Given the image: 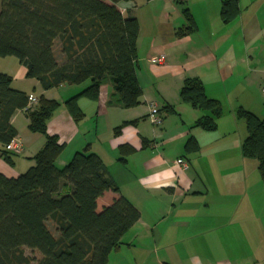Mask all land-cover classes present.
<instances>
[{
  "label": "crops",
  "instance_id": "obj_1",
  "mask_svg": "<svg viewBox=\"0 0 264 264\" xmlns=\"http://www.w3.org/2000/svg\"><path fill=\"white\" fill-rule=\"evenodd\" d=\"M223 1L117 4L123 16L134 17L139 25L135 74L141 97L132 109L119 106L106 78L95 101H77L84 117L74 121L64 103L90 81L43 91L26 78V69L16 59L0 58V73L11 77L12 89L58 103L46 126L47 134L64 146L54 166L63 169L76 153L97 155L119 194L140 213L108 264H261L264 259V186L255 161L241 155L246 130L234 116L242 107L264 120L258 97L264 88V0H237L238 14L227 24L220 18ZM184 10L194 28L176 38L185 25ZM53 52L61 63L57 41ZM154 58L160 61L153 63ZM186 79L200 80L206 96L221 104L215 130L194 126L202 113L180 100ZM150 105L162 117L159 127L147 119ZM168 106L174 112L166 110ZM10 123L17 133L13 142L22 150L12 166L0 160V174L16 178L32 166L31 158L45 138L28 130L23 110L16 111ZM190 138L198 149L187 152ZM177 160L188 168L177 166ZM115 197L105 192L97 210Z\"/></svg>",
  "mask_w": 264,
  "mask_h": 264
},
{
  "label": "trees",
  "instance_id": "obj_2",
  "mask_svg": "<svg viewBox=\"0 0 264 264\" xmlns=\"http://www.w3.org/2000/svg\"><path fill=\"white\" fill-rule=\"evenodd\" d=\"M131 1L0 0V58L16 59L26 69V78L35 80L43 91L90 81L86 89L64 103L74 121L84 117L77 101H95L106 78L119 106L135 108L141 97L135 74L139 25L117 8L118 3ZM237 14V0L222 2L224 24ZM183 15L185 25L176 31V38L194 28L188 10ZM56 41L61 63L53 52ZM11 82V77L0 73V160L10 166L15 155L8 146L17 134L10 120L16 111H25L28 99L12 89ZM179 97L202 113L195 127L215 130L222 106L206 96L200 80H184ZM57 107V102L41 96L34 108L25 111L28 130L42 135L45 144L31 158L33 164L25 173L16 178L0 174V264H108L109 255L140 219V213L119 194L97 155L76 153L63 169L54 166L64 146L47 134L46 126ZM166 110L174 112L170 106ZM234 116L243 121L246 130L241 155L255 161L264 186V120L242 107L235 109ZM185 148L189 152L198 146L190 138ZM125 149L120 148V153ZM108 191L116 197L98 211L97 200ZM25 249L36 251L39 258H30Z\"/></svg>",
  "mask_w": 264,
  "mask_h": 264
},
{
  "label": "built area",
  "instance_id": "obj_3",
  "mask_svg": "<svg viewBox=\"0 0 264 264\" xmlns=\"http://www.w3.org/2000/svg\"><path fill=\"white\" fill-rule=\"evenodd\" d=\"M149 1H154V0H149ZM167 1L172 2V3H180V2H184L186 0H167ZM159 61H160V59H157V58L152 59L153 63H155V62L157 63ZM261 92H262V96L264 99V88H262ZM37 102H38L37 98L29 96L27 99V106H26L25 111L28 109H31L34 105L37 104ZM147 119L149 120L150 124L154 127H159L162 125V117L159 114V111L157 110L156 106H153V105L149 106V113H148ZM13 140L9 144L8 150L11 153H13L14 155H19L21 153V150H22L21 145L14 143ZM175 164L177 166H180L184 170H186L188 168L187 164L182 160H177L175 162Z\"/></svg>",
  "mask_w": 264,
  "mask_h": 264
},
{
  "label": "rangeland",
  "instance_id": "obj_4",
  "mask_svg": "<svg viewBox=\"0 0 264 264\" xmlns=\"http://www.w3.org/2000/svg\"><path fill=\"white\" fill-rule=\"evenodd\" d=\"M258 97H260V102H261V105H263L264 106V102L262 101V99H261V95L260 96H258ZM241 121V120H240ZM243 122V121H242ZM48 228H49V230L52 232V234H55V232H54V228H53V226H52V224L51 223H48ZM25 254L27 255V256H29L30 258H32V259H34V260H37L38 258H39V254L36 252V251H32V250H29V249H25ZM261 262V264H264V259H263V261H260ZM263 262V263H262Z\"/></svg>",
  "mask_w": 264,
  "mask_h": 264
}]
</instances>
